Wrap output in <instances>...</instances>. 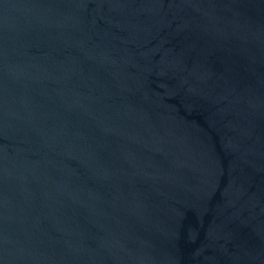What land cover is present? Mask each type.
Masks as SVG:
<instances>
[{
    "label": "water",
    "instance_id": "water-1",
    "mask_svg": "<svg viewBox=\"0 0 264 264\" xmlns=\"http://www.w3.org/2000/svg\"><path fill=\"white\" fill-rule=\"evenodd\" d=\"M0 264H264V0H0Z\"/></svg>",
    "mask_w": 264,
    "mask_h": 264
}]
</instances>
